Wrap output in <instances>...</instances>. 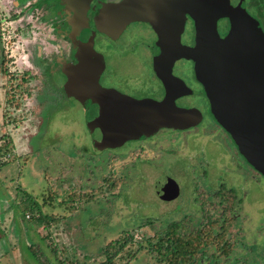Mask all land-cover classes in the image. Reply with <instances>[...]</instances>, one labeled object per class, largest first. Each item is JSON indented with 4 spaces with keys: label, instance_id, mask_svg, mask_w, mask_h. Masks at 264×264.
Segmentation results:
<instances>
[{
    "label": "rangeland",
    "instance_id": "1",
    "mask_svg": "<svg viewBox=\"0 0 264 264\" xmlns=\"http://www.w3.org/2000/svg\"><path fill=\"white\" fill-rule=\"evenodd\" d=\"M10 1L0 0V50L3 48L9 58L7 67L10 74L17 76L29 70L49 78L47 71L54 66L55 57L66 51L60 42L61 38L47 33L38 20L31 21V28L25 32L16 30L24 24L25 14L29 16V11H22V20L10 19L12 13L19 12L26 4L16 3L18 6H12ZM146 56L145 50L138 48L126 57L112 58V64L117 65L114 68L116 77L129 76L134 85L138 79L147 81L150 74L142 58ZM183 66H177L176 72L188 78V71ZM52 77L54 85H62L63 77L58 71ZM12 82L10 75L0 74V144L3 135L10 136L12 141L10 152L0 154V264H46L60 261L62 264H98L106 259L103 252L106 243L114 241L121 232L127 230L134 232L136 239L126 244L114 259V264H125L127 261L129 264H160L146 241H142L139 247V238L162 235L171 215L176 214L175 206L189 189L185 173V166L189 168V155L198 152L200 155L203 148L208 147L206 153L214 165L230 164L224 147L215 144L218 138H211L210 135L205 137V134L200 133L202 125L184 134L175 133L177 138L184 135L188 143L174 148L178 139L172 140L174 161L169 159L167 162L160 157L164 153L153 154L151 161L155 165L150 162L148 166L144 162L139 171L135 169L136 164H132L136 162L134 148L140 143L129 140L114 149L100 151L95 148L93 140L99 136L91 133L87 127L93 115L92 109L87 105L86 109L75 99L63 96L56 85L54 92L51 90L46 93L48 106L41 114L32 111L39 99H35V93L41 86L38 79L22 87L18 95L19 106L8 109L6 97L14 90ZM50 83L53 86L51 80ZM25 88H32L33 96L27 95ZM191 97L192 102L193 98H197ZM169 132L161 130L152 138L166 137ZM4 139L9 140L7 137ZM131 149H134L132 153ZM114 152L123 155L107 160ZM176 154H182L185 158ZM173 162H177L176 166ZM153 166L162 169L166 176L174 177L180 184L181 196L177 200L166 203L162 201V190L158 192L157 180H153ZM239 167L245 172L249 170L244 164ZM247 183L250 188L257 185L251 178L247 179ZM49 184L57 193V200H66L75 186L81 193L93 194L94 199L86 201L85 197L77 195L73 199L72 208L45 207V213H57L65 218L57 225L44 227L38 213L31 212L30 204L33 198L40 202L43 194L48 192ZM254 192L256 196L259 195ZM247 207L246 211L253 217L259 216L254 206L250 211ZM177 216H181L180 210ZM44 236L47 237L42 241ZM54 244L58 248L55 252L51 250ZM30 245L38 248L36 256ZM135 251L136 256L129 258V253Z\"/></svg>",
    "mask_w": 264,
    "mask_h": 264
},
{
    "label": "flooded vegetation",
    "instance_id": "2",
    "mask_svg": "<svg viewBox=\"0 0 264 264\" xmlns=\"http://www.w3.org/2000/svg\"><path fill=\"white\" fill-rule=\"evenodd\" d=\"M15 1H10L12 6L17 5L16 3L26 4L19 12L12 13L10 19L22 20V11H29V16L25 14L24 24L21 28H15L16 30L25 32L31 28V21L38 20L47 33L61 38L60 42L66 51L55 57L54 66L50 67L48 72L53 74L58 71L63 77V83L66 80L63 67L67 64H77L82 46L88 47L85 44H90L92 58H98L101 63L98 82L102 87L136 100L155 101L163 100L168 90H171L175 106L199 113V119L191 126L161 127L149 136L130 139L140 143L134 148L136 162L132 165L136 164L135 169L139 171L144 162L148 163V166L151 165L150 162L155 165V162L151 161L152 155L161 153H164L160 157L165 158V161H174V148L183 147L188 143L184 135L177 138L175 133L184 134L202 125L199 132L205 134V137L210 135L211 138H218L219 141L215 144L224 147L230 164L214 165L207 156L208 147L203 148L200 155L199 152L189 155V168L185 166L189 189L175 206L176 214L171 215L168 223L178 222L189 230L213 225L211 240L214 242L199 249L202 257L198 263L190 264H264V174L240 152L230 133L211 112L207 94L218 78L215 64L211 61H214L219 51L217 48L212 49L210 44H205L215 38L212 28H215L219 39H224L230 33V17L218 15L223 11L240 12L242 16L250 19L264 36V0H136L140 15L130 20L124 18L122 11L115 10L127 0ZM215 8H218L217 11ZM103 11L104 25H100L98 21L100 23ZM99 28L105 30L101 31ZM198 39L201 47L203 46L202 53L163 59L162 48H176L180 44L182 47L193 49L198 45ZM138 48L146 52V58H142L150 77L147 81L138 79L134 85L129 76L116 77L114 68L117 65L112 64V58L126 57ZM197 58L200 59V79L196 74ZM155 65L158 69L170 70L173 81L164 80L157 73ZM179 65L186 67L188 78L176 72ZM191 96L197 98H193L192 102ZM88 108L92 109L94 117L97 114V105L89 104ZM160 129L171 132L166 137L152 138L161 131ZM95 133L100 134L98 130ZM175 138L178 142L176 147L172 148L171 143ZM105 149L114 148L102 150ZM134 149H131L130 153ZM121 155L123 154L114 152L107 160ZM180 156L185 158L182 154ZM173 163L176 166L177 162ZM240 164L248 166V172L239 167ZM152 168H155L153 180H157L158 192L162 190L160 192L165 196H175L162 201L166 203L177 200L181 196L180 184L174 177L166 176L162 169L154 166ZM182 173L185 174L184 170ZM248 178L254 179L258 186L250 188ZM254 191L259 195L256 196ZM252 206L259 216L253 217L246 211V207L250 211ZM179 210L181 216H177Z\"/></svg>",
    "mask_w": 264,
    "mask_h": 264
},
{
    "label": "water",
    "instance_id": "3",
    "mask_svg": "<svg viewBox=\"0 0 264 264\" xmlns=\"http://www.w3.org/2000/svg\"><path fill=\"white\" fill-rule=\"evenodd\" d=\"M218 9V8H217ZM215 8V10L217 11ZM115 10L122 11L125 19L140 15L136 0H127ZM219 16H229L230 33L224 38L208 40L212 49L217 48L215 73L218 74L212 90H208L210 109L215 119L230 133L240 152L253 166L264 174V36L254 23L237 11H223ZM104 25V11L100 23ZM104 31L105 28H99ZM204 44V45H205ZM80 50L79 62L63 67L66 94L89 107L97 105V114L87 127L91 133L99 131L94 144L97 149L115 148L130 139L149 136L161 127L185 128L193 125L199 113L175 106L172 91L161 101L136 100L102 87L98 82L101 63L93 59L90 44ZM203 47V46H202ZM198 45L189 49L180 44L176 48H162V57L192 56L202 53ZM206 65V64H205ZM164 80L173 81L170 70L158 69ZM196 74L200 79V59H196ZM166 192V190H165ZM169 192V191H168ZM175 196H165L171 199Z\"/></svg>",
    "mask_w": 264,
    "mask_h": 264
},
{
    "label": "trees",
    "instance_id": "4",
    "mask_svg": "<svg viewBox=\"0 0 264 264\" xmlns=\"http://www.w3.org/2000/svg\"><path fill=\"white\" fill-rule=\"evenodd\" d=\"M14 17V16H13ZM1 21V19H0ZM1 39V35H0ZM7 61H9V58L5 54V51L3 48L0 50V74L2 76L10 75V78L13 79L14 82V90L10 91L9 94L6 97V103L9 107L8 109L17 108L19 106V99L18 95L20 92H22L21 88L26 87L28 83L31 82V80H39L40 86L39 90L35 93V99L39 98L38 101H36L35 106L33 107V112H38L39 114L42 113V111L48 106V100H47V94L54 92L55 85L53 82V77L50 72H48L49 78L44 75H33L30 74L29 70H26L22 74H18L17 76H14L13 74H10L9 69L7 67ZM53 83L52 84L50 83ZM12 82V83H13ZM50 85V86H48ZM60 88V91H62L63 96H67L65 90L60 85H56ZM11 89L13 87L11 86ZM27 92V95L30 97L33 96V89L32 88H25L24 90ZM5 109L3 110V117L5 118ZM7 137L9 140H5L4 138ZM3 140L0 144V154L5 155L10 152V145L12 143L10 136H2ZM115 183V182H114ZM113 183V184H114ZM112 184V185H113ZM116 185V184H114ZM80 195V197H85L86 201L94 199L93 194H87V193H81L79 192L78 187L75 186L71 192L68 195V198L66 200H57V193L53 191V188L51 184H49V190L47 193H44L41 197L40 202L38 199L33 198L31 200L30 204V210L35 211L36 214L38 213V216L40 217V222L44 225V227L50 226L51 224L57 225L62 219L65 218L64 215H59L57 213L53 214H47L44 212L45 207H49L51 209H54L56 207H64V208H72L73 199ZM29 208V207H28ZM35 209V210H33ZM29 217V215H28ZM212 227L213 225H207L206 227L199 228L197 230H189L187 226L184 224H179L178 222L175 223H168L164 229V233L162 235L154 234L153 237L150 238H139L138 241L139 247L142 246V241H146L149 249L152 251L153 254L156 255L157 262L160 264H190L192 263H198L200 258L202 257L201 251L199 249L206 247L208 244H211L212 241ZM50 234H47V236ZM42 237V241L45 240V237ZM156 240V242H152L153 240ZM216 239V237H213ZM134 232L131 230L123 231L120 233L119 237L114 239V241H109L106 243L105 250L103 251L106 255V259L103 262H100L98 264H114V259L119 255V253L123 250V248L126 246V244L129 242H132V240H135ZM47 245H49L47 243ZM30 248L33 249L34 255L36 256L37 252H39L38 248H36L35 245H30ZM57 245L54 244L53 247L51 246L52 251H56ZM135 252L129 253V258L136 256ZM41 257V256H40ZM62 264V261L59 262ZM55 262L46 263V264H59ZM125 264H129V261H127Z\"/></svg>",
    "mask_w": 264,
    "mask_h": 264
},
{
    "label": "built area",
    "instance_id": "5",
    "mask_svg": "<svg viewBox=\"0 0 264 264\" xmlns=\"http://www.w3.org/2000/svg\"><path fill=\"white\" fill-rule=\"evenodd\" d=\"M26 217H28V215H26Z\"/></svg>",
    "mask_w": 264,
    "mask_h": 264
}]
</instances>
